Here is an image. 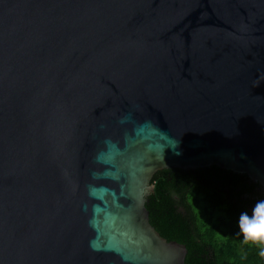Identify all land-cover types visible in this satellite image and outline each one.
<instances>
[{
  "label": "water",
  "instance_id": "1",
  "mask_svg": "<svg viewBox=\"0 0 264 264\" xmlns=\"http://www.w3.org/2000/svg\"><path fill=\"white\" fill-rule=\"evenodd\" d=\"M264 190V0H0V264H185L163 170Z\"/></svg>",
  "mask_w": 264,
  "mask_h": 264
},
{
  "label": "trees",
  "instance_id": "2",
  "mask_svg": "<svg viewBox=\"0 0 264 264\" xmlns=\"http://www.w3.org/2000/svg\"><path fill=\"white\" fill-rule=\"evenodd\" d=\"M149 222L167 241L185 245V264H264L260 247L242 244L238 218L252 216L264 190L246 176L216 167L163 170L152 180ZM250 225L264 226V211Z\"/></svg>",
  "mask_w": 264,
  "mask_h": 264
},
{
  "label": "clouds",
  "instance_id": "3",
  "mask_svg": "<svg viewBox=\"0 0 264 264\" xmlns=\"http://www.w3.org/2000/svg\"><path fill=\"white\" fill-rule=\"evenodd\" d=\"M261 206H264V201L258 202L257 205L254 206L251 217L247 212H241L238 218V228L239 235L242 237V244H251L260 247L261 250L259 254L264 256V236L253 237L245 230L246 224H250V222L255 219L256 209Z\"/></svg>",
  "mask_w": 264,
  "mask_h": 264
},
{
  "label": "snow or ice",
  "instance_id": "4",
  "mask_svg": "<svg viewBox=\"0 0 264 264\" xmlns=\"http://www.w3.org/2000/svg\"><path fill=\"white\" fill-rule=\"evenodd\" d=\"M262 211H264V209L258 210V214H261ZM245 230L253 237L264 236V226L246 224Z\"/></svg>",
  "mask_w": 264,
  "mask_h": 264
}]
</instances>
